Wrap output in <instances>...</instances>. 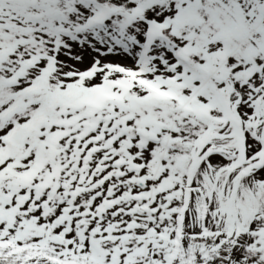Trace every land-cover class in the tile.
<instances>
[{
  "label": "snow or ice",
  "instance_id": "obj_1",
  "mask_svg": "<svg viewBox=\"0 0 264 264\" xmlns=\"http://www.w3.org/2000/svg\"><path fill=\"white\" fill-rule=\"evenodd\" d=\"M0 264H264V0H0Z\"/></svg>",
  "mask_w": 264,
  "mask_h": 264
}]
</instances>
